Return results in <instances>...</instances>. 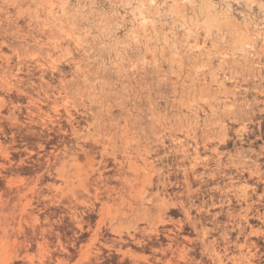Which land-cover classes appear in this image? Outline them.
<instances>
[{
  "label": "rangeland",
  "instance_id": "374dc122",
  "mask_svg": "<svg viewBox=\"0 0 264 264\" xmlns=\"http://www.w3.org/2000/svg\"><path fill=\"white\" fill-rule=\"evenodd\" d=\"M263 90L264 0H0V264H264ZM65 104L80 123L66 122ZM110 120L128 131H108ZM224 124L227 145L218 142ZM190 127L200 144L215 137L201 155L223 152L235 175L219 181L212 200L172 191L193 202L190 215L164 210L186 228L178 243L170 249V240L140 231L175 226L154 218L139 222L141 244L99 225L81 185L102 146L92 162L85 134L104 137L118 158L143 165L137 155L148 152L173 171L177 160L157 158L170 150L160 140L187 137ZM209 128L215 135L206 138ZM100 187L108 222L117 194Z\"/></svg>",
  "mask_w": 264,
  "mask_h": 264
},
{
  "label": "bare ground",
  "instance_id": "6f19581e",
  "mask_svg": "<svg viewBox=\"0 0 264 264\" xmlns=\"http://www.w3.org/2000/svg\"><path fill=\"white\" fill-rule=\"evenodd\" d=\"M55 68L59 69L58 66H55ZM239 87H241V86L235 87L232 92L234 94H237L238 90H240ZM261 101H263V100H261ZM261 101H260V103H263ZM31 102H34V101H31ZM64 102L66 103L65 100H64ZM32 105H36V104L33 103ZM36 107H38L37 109L40 112L41 111L43 112L42 105H38ZM73 107L78 112L77 107L72 106V108ZM59 108L57 106L51 107V109H53V111L57 112V113H60ZM63 108H65V111L67 114V116L64 115L66 122L68 121L72 126L75 123L76 124L80 123L78 116L73 111H71L68 104H65V107H63ZM90 109H92V108H90ZM250 110L253 111L254 110L253 107ZM108 112L111 113L112 111L109 110ZM61 113L59 115H61ZM197 113H199V112H197ZM120 114H122V111ZM32 116H34V114ZM47 116L49 117V115H47ZM50 117H52V116H50ZM59 118H60V116H59ZM108 118L111 119V116ZM112 118H115V116ZM196 118L197 119L199 118L198 114H196ZM61 119H63V116ZM52 120H53V118H52ZM42 121H44V120H42ZM100 122H102V121H100ZM119 124H120V122L118 120L117 121L113 120V121L109 122L108 125H106L105 127L107 128L108 131L109 130L114 131L115 128H118L119 130H121L122 133H125L128 131L129 127L126 124L122 125V126H120ZM42 126L43 127L45 126L47 129L46 125H42ZM48 126H50V125H48ZM97 127H99V125L95 126V130L97 129ZM211 129H213V128H211ZM211 129L209 128L207 131L204 132V137L210 138L211 135H215V130H211ZM222 129L224 131L223 132L224 138L222 141L219 140L218 142L223 143V145H225L227 142L225 137L228 134V127L224 124ZM188 130L190 131V133H187V135H186L187 137L183 138L182 136L174 134L172 132H166V134L160 140V143H162L163 145H166L170 150L165 152L164 156H161V154L158 153L159 157H157V158H160L161 161L167 160V158H171L173 162H175L177 160L175 163H172L175 166V169L173 171L164 169L168 163H158V162L156 163L155 160L149 159L148 158L149 155L147 156L148 152H146L145 155H143V154L137 155L142 159L143 165L136 163V161H135L136 157H135V160L133 161L131 159V157H129L127 154L125 155L123 153V152H125L127 147H131L130 139L127 140L125 142V144L122 146L123 150H121V151H122V154H124V155L120 154L119 157H121V155H122V157L118 158V156L115 153L116 152L115 148H113L115 150L112 149V151L108 150L109 147L106 146L107 144L105 145L106 142L104 143V139H103L104 137L103 138H101V137L95 138L94 137L95 134L88 131L85 135H87L88 140H91V149H89V148L87 149L81 145L82 152L85 153L87 158H89L92 162H94L95 156L93 155L94 153H93V151L91 152V150H93V147L95 148V146L101 145L102 148L100 150L101 151L100 153H101L102 159L100 160L99 163H88L90 166V169L87 171L86 176L82 181L81 186H82L83 191L86 194V197L84 200L82 199V202L88 208V209H86V211H89V213L91 215L92 214H99L102 217L99 220V225L102 224V222H103V224L106 226V228L112 229V231L117 233L122 240L126 241L123 238V236H124L123 234H125L129 238H132L133 240H135L138 244H141V240H137L136 232H138L140 230L139 229V222L140 221L150 220L151 218H154L155 220H158L159 222L172 223L175 226H174V228H171V229H160L159 227H155L150 231L145 229V228L140 230L144 234H147L148 236L147 235L146 236L149 239H153L152 236H154L157 239L164 237V238L170 240V242L167 243V245L170 249H172L173 244L178 243L179 232H182V230H185L186 228L182 224L177 226L172 218L165 217L164 210L171 206L172 211H176V210H179L181 208L184 211H186L188 213V215H190L189 211L193 208V202L189 206H186L185 200L180 199V197L178 196L177 193L174 195V197H172V193H173L172 191H174L175 188L182 187L184 189L183 192H178L180 196H182V194H184L187 197L193 198V197H196L198 195H200L202 197L209 195L210 199L212 200V198L214 197V193L212 194V192H215L218 190L222 191V189H223L222 186L218 184L219 181L225 179L226 177L230 181H232L233 175H235L234 172L230 171V169L233 167V164H232L233 161H230L229 164L223 163L222 156H221L223 152L221 153L220 151L215 150L216 151L215 154L217 155V157H216V155H215V157L214 156H205V155L202 156L201 155L202 150L208 149V145L210 143L209 141L212 142V140H214L215 137L210 138V140L207 143L202 142L200 144V142L198 140H196V128L190 127ZM64 132H66V131H64ZM168 138H170V141H171L170 144H167ZM106 139H108V138H106ZM77 141H78V139H77ZM108 143H109V141H108ZM51 151H53V150H51ZM51 151L49 150L48 152H51ZM73 151L77 152L76 149ZM73 151H71V152H73ZM31 152H33V151H31ZM42 154H44V152ZM158 154H157V156H158ZM40 156H43V155H40ZM186 162H189V163H186ZM236 168L238 169V166ZM50 170H52V169H49V171ZM240 171L242 172V170H240ZM106 172H108V174L104 175V174H106ZM143 173H144V179H143L142 187L137 188V183H139L138 178ZM60 174H63V173L60 171ZM129 174H133V175H129ZM106 180L107 181L117 180L118 184L110 186V185H108V182ZM100 183L107 185L108 186L107 189H109L108 190L109 192L111 190V192L114 191L117 194L116 199H118L117 200L118 206L114 209V211H112V213H110L109 217H107L108 222L104 220L103 210H104L105 206H104V202H102V200H101L102 191H101ZM196 184H197V186H196ZM194 186H195V188H194ZM110 187H112V189H110ZM92 188H94L93 191L95 190L94 193L91 191ZM154 188H157L158 190L160 189L162 193H158L156 195L150 194L149 198H146L143 195L144 193L149 192ZM77 195L78 194H76V196ZM108 195L111 197L110 193H108ZM76 196H74V197L76 199H78ZM110 197H108V198H110ZM228 200L230 201V198H228ZM98 202L101 203V206H99L97 204ZM204 202H205V200H204ZM151 210L152 211L154 210V212H152ZM125 220H127L126 224H125V222H126ZM192 222L195 224V227H196V221L192 220ZM115 223H117V224H115ZM100 228H101V226H100ZM202 232H203L204 236L209 234V230H207V229H204ZM171 233H173L174 235H171ZM202 241H204V239H202ZM160 243L162 244V242H160ZM192 251L196 252L197 249L193 248ZM188 253H189V251L182 253L180 255L182 258H185V257L187 258Z\"/></svg>",
  "mask_w": 264,
  "mask_h": 264
}]
</instances>
